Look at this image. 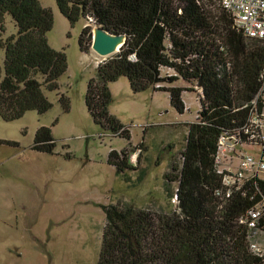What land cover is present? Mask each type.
<instances>
[{"label": "trees", "instance_id": "trees-1", "mask_svg": "<svg viewBox=\"0 0 264 264\" xmlns=\"http://www.w3.org/2000/svg\"><path fill=\"white\" fill-rule=\"evenodd\" d=\"M54 2L70 27L85 22L77 40L82 52L91 45L92 25L125 35L119 50L97 64L84 94L93 122L128 142V147L108 153L107 163L116 175L126 180V171L134 169L129 163V130L108 111L109 83L124 77L133 94L165 92L178 114L185 111L182 93L188 89L175 82L188 84L198 98L195 120L184 124L180 167H172V181L177 182L174 210L158 213L122 202L101 205L104 225L96 264H264L247 251L246 228L239 223L259 196L248 186L245 195L234 194L220 205L214 195L219 178L213 169L219 135L242 125L247 113L242 106L258 89L264 41L246 39L212 0ZM7 15L16 32L4 37ZM52 25L51 9L38 0H0V118L5 122L51 108L43 90H57L67 68L64 51L47 42ZM162 69L172 74L162 76ZM58 102L62 112L69 110L64 94ZM55 144L51 129L40 126L30 148L53 154ZM257 189L264 196V185L258 183Z\"/></svg>", "mask_w": 264, "mask_h": 264}, {"label": "rangeland", "instance_id": "rangeland-1", "mask_svg": "<svg viewBox=\"0 0 264 264\" xmlns=\"http://www.w3.org/2000/svg\"><path fill=\"white\" fill-rule=\"evenodd\" d=\"M38 1L52 11L47 42L64 51L67 68L57 90H43L51 103L44 114L31 110L13 121L0 118V140L17 143L0 142V264H96L104 225L101 205L122 202L158 213L174 210L172 167L182 161L184 124L195 120L196 93L185 82L174 83L188 89L182 93L185 111L178 114L165 92L133 94L124 77L108 84V111L129 130L134 169L126 171V180L116 175L108 153L128 142L94 123L84 104L88 80L109 56H98L90 46L88 52L80 51L77 40L85 22L70 27L54 0ZM5 21L4 37L16 32L9 15ZM3 55L0 49V67ZM170 74L161 71L162 76ZM59 94L69 99L67 112L60 108ZM40 126L51 129L53 154L30 148Z\"/></svg>", "mask_w": 264, "mask_h": 264}, {"label": "built area", "instance_id": "built-area-1", "mask_svg": "<svg viewBox=\"0 0 264 264\" xmlns=\"http://www.w3.org/2000/svg\"><path fill=\"white\" fill-rule=\"evenodd\" d=\"M230 15L232 25L246 39L264 41V0H212ZM134 55L129 57L134 60ZM259 86L252 99L242 108L245 120L236 130L220 134L213 155V169L219 178L214 195L220 205L234 194L245 195L253 186L257 201L239 219L246 228L245 246L254 257L264 261V196L257 189L264 185V66ZM197 103L198 98L196 97ZM252 199V196L250 197Z\"/></svg>", "mask_w": 264, "mask_h": 264}, {"label": "water", "instance_id": "water-1", "mask_svg": "<svg viewBox=\"0 0 264 264\" xmlns=\"http://www.w3.org/2000/svg\"><path fill=\"white\" fill-rule=\"evenodd\" d=\"M90 48L100 57H107L117 52L125 41L123 33L112 34L99 26L92 25Z\"/></svg>", "mask_w": 264, "mask_h": 264}, {"label": "crops", "instance_id": "crops-1", "mask_svg": "<svg viewBox=\"0 0 264 264\" xmlns=\"http://www.w3.org/2000/svg\"><path fill=\"white\" fill-rule=\"evenodd\" d=\"M84 25V21H83V24H82V26ZM147 91V90H146ZM145 92V91H144ZM151 92H153V93H156V92H158V91H152L151 90ZM141 93V92H140ZM135 94H138V93H135ZM167 94V93H166ZM184 102V101H183Z\"/></svg>", "mask_w": 264, "mask_h": 264}]
</instances>
